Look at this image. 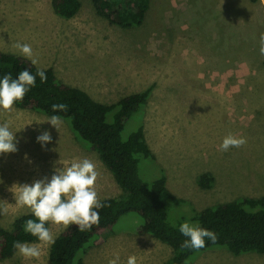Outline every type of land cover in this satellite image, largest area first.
Returning <instances> with one entry per match:
<instances>
[{
    "label": "rangeland",
    "instance_id": "obj_1",
    "mask_svg": "<svg viewBox=\"0 0 264 264\" xmlns=\"http://www.w3.org/2000/svg\"><path fill=\"white\" fill-rule=\"evenodd\" d=\"M80 1L78 15L65 20L52 0H0V52L21 56L13 44H30L38 68L53 69L63 82L107 105L152 87L145 110L130 118L123 138L144 125L157 161L140 162L141 179L151 184L164 168L169 189L186 203L171 210V225L189 222L192 208L264 196V56L258 46L264 0H150L137 28L113 25L97 14L93 0ZM48 118L15 105L10 113L0 109V123H9L17 141L15 153L0 154V205L8 207L0 229L31 213L15 204L13 185L50 180L73 160L96 165L101 201L122 195L98 154L66 121L58 131ZM45 131L51 142L42 146L37 136ZM229 133L247 143L219 150ZM202 176L211 179L209 187H202ZM142 223L137 214L124 216L102 245L88 249L85 264H108L117 253L118 264H127L129 256L137 264H166L173 250L140 234ZM49 228L55 239L66 229ZM41 248L39 259L16 253L0 264H51V245ZM194 258L192 264H264V254L236 256L219 248Z\"/></svg>",
    "mask_w": 264,
    "mask_h": 264
},
{
    "label": "trees",
    "instance_id": "obj_2",
    "mask_svg": "<svg viewBox=\"0 0 264 264\" xmlns=\"http://www.w3.org/2000/svg\"><path fill=\"white\" fill-rule=\"evenodd\" d=\"M93 5L97 14L111 24L137 28L145 19L150 0H93ZM52 6L57 16L71 20L78 15L81 1L52 0ZM37 69L40 68L25 57L0 52V78L8 73L16 78L22 70L35 75ZM42 70L47 81L41 83L37 76L35 87L14 105L48 117L59 115L77 138L98 154L122 190L120 197L101 201L108 206L98 210V226L81 232L77 226L70 225L56 237L50 249L51 264H85L88 249L102 245L104 235L115 233L120 220L129 214L142 218L140 234L151 235L173 250V256L166 264H192L196 255L216 248L228 250L236 256L264 254V196L241 198L202 211L192 208L189 223L213 231L218 238L215 243L205 238V246L198 250L181 247L183 241L188 239L179 232V226L185 221H178L176 227L170 224L169 216L175 206L184 205L185 201L169 189L164 168L159 167L158 177L151 184L141 179L140 162L148 159L157 161L147 143L144 125L141 124L126 140L123 138L130 118L145 110L153 93L152 87L107 105L96 101L86 91L63 82L53 69ZM53 103L67 104L68 111L53 113ZM200 183L207 188L211 185V179L202 176ZM28 219L35 218L31 213L25 214L15 220L11 229H0V261L16 255L14 241L29 244L39 242L23 230ZM46 226L49 227L50 223Z\"/></svg>",
    "mask_w": 264,
    "mask_h": 264
},
{
    "label": "clouds",
    "instance_id": "obj_3",
    "mask_svg": "<svg viewBox=\"0 0 264 264\" xmlns=\"http://www.w3.org/2000/svg\"><path fill=\"white\" fill-rule=\"evenodd\" d=\"M259 53L264 56V33L258 40ZM13 48L30 60L32 65L38 64V57L33 53L30 44L16 42ZM39 76L41 83L47 81L45 71L37 69L35 75L28 70H22L16 78L11 73L0 78V109L12 112L14 104L21 101L24 96L36 85V77ZM53 113L67 112L68 105L65 103H53ZM52 126L58 131L62 124L59 115L48 118ZM37 142L43 146L51 142V135L45 131L37 136ZM247 143V138L232 133L227 134L219 146V150L228 151L230 147L240 148ZM17 141L15 133L10 130L7 122L0 123V154L15 153ZM99 173L96 165L89 159L73 160L70 165L57 168L50 180H35L31 185H13L14 198L18 207H27L35 219H28L23 225L26 233L36 237L39 243L29 244L19 241L13 242V248L19 255L26 259H39L42 254L41 245L55 243V235L47 227L48 223L62 225L67 228L70 225L78 227L79 231L91 230L94 225H99V209L108 205L101 202L96 191V181ZM8 213V207L0 205V215ZM179 232L187 237L181 245L187 249H201L205 246V238L215 243L217 235L211 230L200 227L198 224L184 222L179 226ZM119 254L109 260L108 264H118ZM127 264H137L135 256H129Z\"/></svg>",
    "mask_w": 264,
    "mask_h": 264
}]
</instances>
